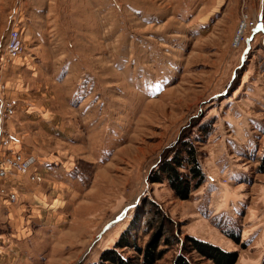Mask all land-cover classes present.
<instances>
[{"label":"rangeland","instance_id":"374dc122","mask_svg":"<svg viewBox=\"0 0 264 264\" xmlns=\"http://www.w3.org/2000/svg\"><path fill=\"white\" fill-rule=\"evenodd\" d=\"M12 30L22 44L15 58ZM9 99L17 108L1 119ZM18 132L27 152H4ZM181 133L196 137L204 174L187 199L149 180ZM0 152L1 161L34 159L22 187L0 179V196L18 208L0 221V264H89L132 222L144 246L155 230L151 213L140 223L147 201L180 239L261 264L264 0H0ZM38 154L57 169L47 182L33 170ZM42 182L59 188L34 203L25 185ZM160 248L155 264H172L179 243Z\"/></svg>","mask_w":264,"mask_h":264},{"label":"trees","instance_id":"16d2710c","mask_svg":"<svg viewBox=\"0 0 264 264\" xmlns=\"http://www.w3.org/2000/svg\"><path fill=\"white\" fill-rule=\"evenodd\" d=\"M193 126L195 125L192 124L191 127ZM198 129L204 131L205 135L210 133V128L205 124H199ZM188 136L192 134L181 133L174 146L166 149L157 167L149 176L151 182H167L176 197L180 199H187L189 193L196 189L204 179L197 150L193 144L196 137L189 138ZM259 170L263 171L264 165ZM147 205L151 208L144 210L140 223L151 213L153 216L146 223L147 227L152 228L153 226L155 230L145 245L136 244V238L130 232L139 227L138 224L132 222L126 230L121 232L113 246L102 250L98 260L89 264H155L165 253V250L160 248L161 241L163 245L179 243V253L174 257L172 264H197L192 259V253H198L201 257L210 259L214 264H235L236 251L222 249L192 235H185L183 239H180L177 224L165 215L155 202L147 201ZM233 238L238 241L237 236ZM123 248H130L136 254L128 256L121 251ZM261 264H264V256Z\"/></svg>","mask_w":264,"mask_h":264},{"label":"crops","instance_id":"0c3cea01","mask_svg":"<svg viewBox=\"0 0 264 264\" xmlns=\"http://www.w3.org/2000/svg\"><path fill=\"white\" fill-rule=\"evenodd\" d=\"M19 134H20V132H18L16 134V136H14L12 133L10 134L12 141H11V144L9 147H5V150H3L4 152L5 151H19V152H23V153L27 152L26 151L27 146L22 145L23 140ZM13 140H16V141H13ZM1 154L2 153L0 152V156H1ZM65 169H68V168L65 167ZM6 170H7V174L4 178V183L11 185V186H15L16 189L22 187L23 186L22 185L23 184L22 176L18 175L17 172H15L14 170H11L7 167H6ZM33 170L35 172L42 173L44 175V180L46 179L47 175L49 176L51 174V175L55 176L57 173V171H56L57 169L55 166L52 165L51 159H42L41 154H38L37 163L35 164V166H33ZM42 184L40 186H37L35 184L25 185V189L27 192L25 194L28 195L30 197V200L34 203H39V204L43 203V200H42L43 198H42V195L40 193L41 190L45 191L47 189H50V190L55 191L56 189L59 188V186H56V184H53L52 182H49V184L42 182ZM17 211H18V208L16 207V205H10L6 201V199H4L0 196V221H5L4 220L5 215L6 216L8 215L7 217L9 219H12V217L14 216L13 214H16ZM17 217H18V215H17Z\"/></svg>","mask_w":264,"mask_h":264},{"label":"built area","instance_id":"2783aa9c","mask_svg":"<svg viewBox=\"0 0 264 264\" xmlns=\"http://www.w3.org/2000/svg\"><path fill=\"white\" fill-rule=\"evenodd\" d=\"M257 24L258 23L256 22V24L255 25L252 24V26L253 25L257 26ZM6 51H7V56L10 55L11 57H16L22 51V44H21V40L19 37V32L17 30L11 31L10 36H9V41L6 45ZM16 108H17L16 99H9V100L4 101L1 106V118H2V114L4 116H7L13 113L16 110ZM4 142L7 143L6 140ZM32 163L34 164L33 158L23 160V158H21L20 155L7 156L2 161L0 160V179L5 178L7 174L6 167L24 175L25 167L32 166ZM2 186H3V183H1L0 181V194L1 195L6 194V189Z\"/></svg>","mask_w":264,"mask_h":264},{"label":"bare ground","instance_id":"6f19581e","mask_svg":"<svg viewBox=\"0 0 264 264\" xmlns=\"http://www.w3.org/2000/svg\"><path fill=\"white\" fill-rule=\"evenodd\" d=\"M257 27H258V25H257ZM17 57V56H16ZM15 58V57H14ZM9 59H11V58H9ZM2 119V118H1ZM32 170H30V166H26L25 167V172H24V175H25V177L27 178V179H29V177H30V172H31ZM19 175H21L22 176V174L21 173H19V172H17ZM2 195H6V194H2Z\"/></svg>","mask_w":264,"mask_h":264}]
</instances>
